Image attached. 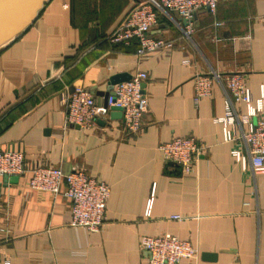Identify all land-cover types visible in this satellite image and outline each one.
I'll return each instance as SVG.
<instances>
[{
  "label": "crops",
  "instance_id": "1",
  "mask_svg": "<svg viewBox=\"0 0 264 264\" xmlns=\"http://www.w3.org/2000/svg\"><path fill=\"white\" fill-rule=\"evenodd\" d=\"M132 2L49 0L0 49V150L22 152L28 170L82 171L110 188L104 225L90 233L70 226L64 185L53 196L29 189V171L5 186L0 177V264H149L140 239L163 234L195 247L178 264H264V174L231 157L236 143L224 141L217 121L230 93L213 79L211 95L194 101L196 77L212 72L243 76L259 97L264 0H221L215 14L198 11L189 39L175 13L160 15L150 35L171 48L146 57L136 55L135 41L105 40ZM137 73L146 77L148 104L137 135L125 136L123 119L110 113L87 131L66 124L67 94L81 88L103 105L112 77ZM181 137L204 149L189 173L158 148Z\"/></svg>",
  "mask_w": 264,
  "mask_h": 264
},
{
  "label": "built area",
  "instance_id": "2",
  "mask_svg": "<svg viewBox=\"0 0 264 264\" xmlns=\"http://www.w3.org/2000/svg\"><path fill=\"white\" fill-rule=\"evenodd\" d=\"M220 1L133 0L126 16L105 40L124 46L135 41L138 57L170 49V43L150 35L160 15L169 16L175 13L179 19L178 27L189 39L194 31L195 14L204 9L215 14ZM262 19L264 20V15ZM145 79L143 73H137L130 80L113 86L105 106L99 105L84 89L73 90L63 101L66 124L87 131L93 127L97 118L107 117L111 111L119 110L122 113L124 135H137L143 127L142 118L148 105L142 88ZM213 79L230 93V96L226 94L224 116L217 121L223 126L224 141L236 143L230 152L231 157L242 165L248 161L253 174H264V85L260 87L259 97L253 99L243 76L232 74L222 78L220 74L212 72L196 77L195 102L211 95ZM232 101L244 104L245 114L237 112ZM244 124L249 127L247 131L243 130ZM158 148L166 161L179 165L184 173L192 170L204 151L194 137L174 138ZM27 171L30 172L28 187L32 191L57 196L64 185L62 194L70 203V226L84 228L90 233L100 231L104 225L106 203L110 194V188L105 182L89 177L82 171L64 174L60 169L51 166H36L28 170L22 152L0 150V177H20ZM170 219L180 220L181 217L173 215ZM140 247L147 253L149 264H178L182 259L196 255V249L189 241H181L169 234L142 236Z\"/></svg>",
  "mask_w": 264,
  "mask_h": 264
},
{
  "label": "water",
  "instance_id": "3",
  "mask_svg": "<svg viewBox=\"0 0 264 264\" xmlns=\"http://www.w3.org/2000/svg\"><path fill=\"white\" fill-rule=\"evenodd\" d=\"M49 0H0V49L10 43L15 37L24 32L37 18L39 12ZM131 79V78H130ZM125 75H117L110 79L112 90L116 84L128 81ZM110 92L104 98L103 105ZM101 105V104H99ZM111 118L120 117L122 113L119 110L110 112ZM123 119V118H122ZM17 177L3 176V185L12 183Z\"/></svg>",
  "mask_w": 264,
  "mask_h": 264
}]
</instances>
